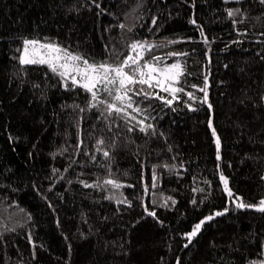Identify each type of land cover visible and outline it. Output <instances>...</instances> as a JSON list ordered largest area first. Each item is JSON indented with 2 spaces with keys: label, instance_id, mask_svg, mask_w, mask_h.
I'll return each instance as SVG.
<instances>
[{
  "label": "trees",
  "instance_id": "obj_1",
  "mask_svg": "<svg viewBox=\"0 0 264 264\" xmlns=\"http://www.w3.org/2000/svg\"><path fill=\"white\" fill-rule=\"evenodd\" d=\"M65 2L0 0V199L8 197L0 206V224L11 228L15 221L26 222L16 231H0V264H17L19 259H23L24 264H176L177 256L181 264H216L217 258L222 264L233 259L236 264H245L247 259L258 258L260 240L264 237V213L255 209L237 210L217 217L213 222H206L187 249L177 234L190 230L212 208L224 206L225 197L219 184L221 170L229 177L234 192L239 193L245 202L254 203L264 196V180L260 178L264 174V105L253 104V100L259 101L261 93H264V59H261L264 56V43L261 42L264 41V5L259 0H243L248 14L237 27L247 29V32L235 42L237 33L231 20L217 19V16H226V7L236 6L232 2L145 0L144 11L149 16L139 29L140 35H151L154 28L147 27L151 23V14L161 13L158 19L161 31L156 33L157 37L194 38L160 50L196 49V54H190L185 62L187 72L192 73L185 76L186 87L202 95L199 89L193 90L190 86L193 83L202 85L203 74L210 73L209 99L214 110L210 113L207 105L198 101L194 111H189L181 101L174 102L179 109L176 112L166 108L161 113L160 107L155 108V112L161 113L157 123L168 133L167 142L173 145V151L167 150L163 139L152 138L149 146L151 155L143 169L144 181H140L141 167L136 157L131 155L132 149L123 145L118 147L114 170L118 169V176L128 181L122 191L133 201L132 206H118L114 201L102 199L103 191L84 188L75 179L71 184L66 180L57 181L53 190H48L50 181L46 177L51 174V168L63 170L70 163L66 157L72 154L71 148L64 156L51 153L62 143H76V127L69 116V113L71 116L76 113L71 109L61 110L62 103L70 104L77 98L76 93L50 88L47 99L41 97L40 90L33 88L32 82H40L43 87L46 66L25 65L24 83L13 76L19 68L14 57L18 56L17 48L22 46L25 36L56 38L73 49L79 45L98 60L102 58L105 41L110 38L116 39L117 47L123 46L119 40V28L113 27L110 33L102 31L103 26L114 23L107 13L97 17L93 6L91 10L81 9L80 14L66 15L64 8L59 6ZM133 2L101 0L102 7L114 12L118 19H124L122 14ZM189 17L203 25L209 36L211 62L208 64H205V45L202 40L195 39L200 34L197 26L189 23ZM212 36L216 39L211 40ZM258 49L261 50L259 54ZM240 100L244 102L240 103ZM83 101L81 94L78 102L82 104ZM209 115L213 116L214 127L222 139L219 170L215 168L216 150L208 128ZM102 124V121L95 120L93 114H85L81 124L82 138L89 149L101 135L106 141L110 140L112 134L106 129L102 131ZM119 131H125L123 126ZM89 132L93 135L89 136ZM9 135L13 137L11 141ZM136 142H143L139 134ZM174 155L177 163L180 160L185 162V168L177 169L183 173L179 177L161 170L160 182L155 189L157 204L154 205L158 217L164 221L161 225L143 213L138 196L143 194V185L148 184L150 191L145 196V204L153 206L151 165L164 160L171 163ZM141 158H144L143 150ZM77 159L86 158L81 152ZM125 171L130 175L123 176ZM78 172L81 173L80 179L95 180L96 173L103 174L104 169L94 166L81 169L74 165L67 175L71 179ZM203 177L212 180L213 194L203 205H193L189 202L194 195L192 188L197 184L203 185ZM33 183L53 202L55 212L32 187ZM129 184L134 187H129ZM161 193L164 197L175 196L176 205L163 207L160 204ZM195 195L200 197L207 193L197 192ZM12 199L18 201V206L11 205ZM117 207L122 210L117 212ZM19 208L30 212L32 220L28 221ZM138 217L142 219L137 221ZM90 227L94 229L91 232ZM29 228L36 242L34 260L31 255L33 245L27 240ZM81 231L89 234L82 238ZM169 243L171 249L166 246Z\"/></svg>",
  "mask_w": 264,
  "mask_h": 264
},
{
  "label": "snow or ice",
  "instance_id": "obj_2",
  "mask_svg": "<svg viewBox=\"0 0 264 264\" xmlns=\"http://www.w3.org/2000/svg\"><path fill=\"white\" fill-rule=\"evenodd\" d=\"M224 2L226 4L232 2L236 6L226 7L224 9L226 16H217V19L231 20L232 26L237 33L235 42H238L241 34L246 33L247 29L239 28L237 25L246 19L248 10L243 6V0H224ZM259 3L264 5V0H259ZM59 6L64 8L66 15L73 12L80 14L81 9L87 8L91 10L93 6L96 9L97 17L107 13V15L113 18L114 23L103 26L102 31L110 33L113 27L119 28V40L123 46L117 47L116 39L110 38L105 41L102 58L98 60L82 50L79 45L73 49L71 46L61 44L56 38L27 36L22 38V46L17 48L18 56L14 57L18 61L19 68L13 73V76L19 79L21 83H24V78L26 77L25 65L46 66L44 69L43 87L40 86V82H32L33 88L40 90V96L47 99V93L50 88H59L66 92H74L77 97L70 104L68 102L61 104V110L67 111L71 109L72 112L76 113L75 116H71V113H69L71 122L76 127V143L74 145H68L67 142L62 143L51 153L52 155L59 153L64 156L65 153L69 152L70 148L72 152L70 156L66 157L70 163L66 164L63 170L57 169L56 167L51 168V174L46 177L50 181L48 190H53V186L57 181L66 180L67 184H71L75 179L84 188L103 191L104 195L102 199L114 201L118 206L122 204L132 206L133 201L125 196V193L122 191L124 186L128 184V181L118 176V169L114 170L116 149L121 145L125 148L132 149L131 155L136 157L141 167L139 179L140 181H144L143 169L147 157L151 155L149 146L152 138L163 139L167 150L169 152L173 151V145L167 142L168 133L162 130L157 123L160 114L166 108H170L173 112L178 111L179 109L174 103L176 101H181L189 111L196 110L197 101L200 104L207 105L210 113L214 110V106L209 99L210 73L206 72V74H203L202 85L193 83L190 86L193 90L199 89L202 95H197L195 91L187 90L185 76H191L192 73L187 72L185 62L190 54H196V49L186 48L184 50L168 51H161L160 49H168L169 46L179 41H193L194 38L192 36H175L174 38L166 36L157 37L156 33L161 31L158 26V19L162 15L161 13L151 14V23L147 27L149 29L154 28V31L151 32L150 36H141L139 29L144 26V19L149 16V13L144 11L146 7L145 0H134L132 6L122 14L124 19H118L114 12L108 11L106 7H102L101 0H91L90 3L88 0H79V3H77V0H66L64 4ZM189 23L197 26L200 35L195 39L203 41L205 45V64H208L211 62V41L205 32V27L192 17H189ZM215 39V36L211 37V40ZM233 42L229 41L228 43ZM261 42L264 43V41ZM260 51L258 49L257 54ZM125 52L126 54H124ZM169 58L172 59L169 60ZM261 59H264V56H261ZM225 67L227 68V64ZM50 80L54 81V83L50 84ZM81 94L84 97L82 104L78 102ZM246 98L250 99V97ZM239 102L243 103L244 101L240 100ZM253 104L264 105V93H261L259 101L253 100ZM157 107H160L161 113L155 112V108ZM86 113L93 114L96 121L103 122L102 131L106 129L112 134L108 141L102 135L96 138L92 149H89L86 141L82 138L81 124ZM207 123L208 128L211 129V136L216 150L215 156L217 163L215 168L219 170L221 168L219 161L221 160L222 139L216 127H214L212 115L208 116ZM121 126L125 130L124 132L119 131ZM93 128H95V124ZM138 134L143 140L140 144L136 142V136ZM65 135L67 136L68 133L66 132ZM88 135L92 136L93 132H89ZM12 139L13 137L9 135V140L11 141ZM142 150L144 152V158H141ZM81 152L86 159H77V154ZM29 155L31 156L32 153L29 152ZM245 155L247 156L248 154L246 153ZM176 158L177 156L174 155L171 163L164 160L159 164L151 165L153 206L145 204V196L150 191L148 184L145 183L143 185V194L138 196L143 213L146 216L152 217L154 222L161 225H163L164 221L160 220L157 215V209L154 206L157 204L155 189L158 188L160 182L161 170L166 171L168 174L175 173L178 177L183 175L177 169L185 168V162L180 160L177 163ZM74 165L80 166L81 169L87 166H94L104 169V172L103 174L97 172V179L95 180L80 179V172L69 179L67 173ZM129 175L130 173L127 171L123 173V176ZM260 178L264 180V174ZM196 179L194 177V180ZM203 181V185L197 184V186L192 188L194 195L189 202L193 205H203L213 194L212 180L208 177H203ZM219 184L222 186V196L225 197L224 206L212 208L209 213L204 214L197 220L190 230L177 234L182 238V246L185 249L189 248L194 242V238L202 231L206 222H213L217 217L242 209H255L264 213V196L260 197L259 201L255 203L245 202L239 193L234 192V189L229 184V177L222 170L219 171ZM128 186L134 187L131 184ZM8 187H11V185H8ZM32 187L43 200L47 201L48 207L55 212L53 202L48 199V196L40 193L35 183H33ZM197 192L202 194L207 193V195L197 197L195 195ZM160 195L162 197L160 204L163 207L170 208L176 205L177 200L175 196L164 197L163 193ZM60 198L63 199V196ZM6 200H8L7 196L0 199V206H3ZM11 205L18 206V201L12 199ZM121 210L120 207L116 209L117 212ZM19 211L24 213L28 221L32 220L30 212H27L23 208H19ZM81 217H84L83 213H81ZM101 219H107V217H102ZM140 219L142 218L138 217L137 221ZM137 221H133V223L135 224ZM85 222H87L86 219ZM25 223L24 220L15 221L11 228L0 224V231H16L18 228L24 227ZM56 225L58 228L60 227L59 218L56 220ZM93 230L90 227L89 232ZM88 234L82 231L80 232L82 238ZM64 238L65 240L68 239L66 235ZM169 239L171 240V237ZM27 240L30 245H33L31 255L34 260L36 258L34 247L36 242L33 240L30 228L27 233ZM166 246L171 249L170 243ZM68 247L71 250L70 243ZM229 247L231 248V245ZM124 251L126 254L127 249ZM17 264H24L23 259L17 260ZM176 264H181L179 256H177ZM216 264H222L220 258H217ZM224 264H236V262L233 259L224 262ZM245 264H264V237L260 240L258 258L247 259Z\"/></svg>",
  "mask_w": 264,
  "mask_h": 264
},
{
  "label": "rangeland",
  "instance_id": "obj_3",
  "mask_svg": "<svg viewBox=\"0 0 264 264\" xmlns=\"http://www.w3.org/2000/svg\"><path fill=\"white\" fill-rule=\"evenodd\" d=\"M258 201H259V200H258ZM258 201H257V202H258ZM254 203H255V202H254Z\"/></svg>",
  "mask_w": 264,
  "mask_h": 264
}]
</instances>
